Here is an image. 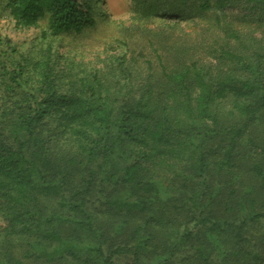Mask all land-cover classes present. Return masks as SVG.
<instances>
[{
  "label": "trees",
  "instance_id": "16d2710c",
  "mask_svg": "<svg viewBox=\"0 0 264 264\" xmlns=\"http://www.w3.org/2000/svg\"><path fill=\"white\" fill-rule=\"evenodd\" d=\"M131 6L150 59L71 72L66 90L50 48L31 63L0 36V264H264V0ZM99 8L5 5L53 37Z\"/></svg>",
  "mask_w": 264,
  "mask_h": 264
},
{
  "label": "rangeland",
  "instance_id": "374dc122",
  "mask_svg": "<svg viewBox=\"0 0 264 264\" xmlns=\"http://www.w3.org/2000/svg\"><path fill=\"white\" fill-rule=\"evenodd\" d=\"M100 1L101 15L97 17L95 27L87 28L80 34L53 37L48 33L44 34L48 31L46 19L41 20L36 28H17L5 10L6 0H0V36L12 40L19 52L31 63L42 59L43 54L50 48L56 72L62 77V81L59 82L60 90L69 88L68 75L71 72V75L73 73L83 75L84 72L92 71L94 68L101 69L102 72L109 70V67L113 69L118 65L115 59L122 57L126 52L128 58L133 55L139 58L141 65L144 66V60L150 59L152 53L146 47L145 36L137 32V24L133 25L131 0H106L105 5H101ZM168 24L153 21L143 27L154 32L169 34L185 28L186 34L183 36H192L183 37L182 40H196L198 28L194 24L183 23L170 31L166 28L171 26ZM75 64L77 65L74 66ZM133 67L141 75L140 78H143L144 70Z\"/></svg>",
  "mask_w": 264,
  "mask_h": 264
}]
</instances>
